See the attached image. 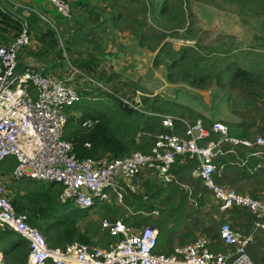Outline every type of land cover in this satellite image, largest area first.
Instances as JSON below:
<instances>
[{"label": "built area", "instance_id": "built-area-1", "mask_svg": "<svg viewBox=\"0 0 264 264\" xmlns=\"http://www.w3.org/2000/svg\"><path fill=\"white\" fill-rule=\"evenodd\" d=\"M46 1L62 18L77 19L76 0ZM25 8L56 32L63 50L59 26L43 12ZM13 15L20 20V33L8 45H0V229L12 230L28 242L26 264H255L248 249L258 233L264 234V198L228 187V167L217 161L238 156L236 148L248 149L250 154L234 165L243 167L250 158L264 161V136L239 138L223 122L211 121L207 125L202 119L190 121L174 114L156 113L146 108L143 97L147 96L137 90L132 99L121 100L140 113L159 118L170 133L155 135L147 152L135 151L123 158H79L73 143L65 139V132L69 110L84 94L80 88L45 72L39 64H26L19 71V53L31 47L35 33L26 17ZM71 68L82 75L72 64ZM85 77L91 85L106 89L100 81ZM93 124L87 121L83 127ZM143 135L152 137L149 133L140 134L138 142ZM187 158L197 160L193 177L211 194L221 213L239 208L252 215L249 233L242 234L225 222L216 238L202 236L164 254L157 251L160 230L155 226L132 231L122 219L105 218L100 228L114 239L107 247L76 242L53 248L43 233L28 223V216L16 211L5 188V180L11 177L36 180L60 185V202L81 209H92L98 201L116 200L123 204L128 192L136 193L133 181L143 173H154L165 184L178 183L173 167ZM10 159L14 165L10 167L11 177H7L2 175L1 165L7 166ZM154 214L158 215V211Z\"/></svg>", "mask_w": 264, "mask_h": 264}, {"label": "rangeland", "instance_id": "rangeland-1", "mask_svg": "<svg viewBox=\"0 0 264 264\" xmlns=\"http://www.w3.org/2000/svg\"><path fill=\"white\" fill-rule=\"evenodd\" d=\"M105 1L78 0L80 13L75 14L74 12V14L75 17L78 15L77 21L80 19L78 25L81 27V31L86 30L87 32L95 27L100 29L105 26L106 23L96 24V20L103 18L102 14L108 13L110 10L111 13L108 14L111 15L114 23L109 24L111 27H106L108 29L106 34L108 39L113 36V39L110 40L112 46L120 42L122 33L127 29L130 37L131 33L136 39L142 41V44L139 43L144 47V50L148 49L153 52L152 48L159 45L158 51L164 47L168 49V53H162L158 58V52L153 53L156 54L153 68L145 72L143 76L140 74L135 76V73L129 75L126 84L125 81L120 83L124 84L125 90L115 92L112 86H108L106 89L99 90L97 92L99 94H95V90L93 91L95 93H91L89 96L83 95L77 104L79 110H69L70 114L72 113L71 116L80 118L83 111L87 110L92 113L111 114L116 111L117 104L114 97H108V94L112 95L113 92V95L120 99L130 100L139 90L147 96L143 97V103L145 100L148 103L156 101L164 109L169 110L168 114L195 121L191 117L193 113L199 116L198 119L196 118L197 120L202 119L207 125L210 124V121H219L230 127L242 126L243 123H247L258 128L255 125L257 123L260 130L254 128L251 134L264 136L260 134L261 130H264V89L255 88L254 85L253 92H258L256 96L258 102L252 106L246 103L245 95L240 90H233L234 84L230 85L231 79L229 82L228 77H223L221 83L218 84V75L227 67V63L237 64L240 68L253 72L256 76H264V0H171V6L164 14L156 12L159 3L161 5L163 0ZM38 3L43 7L44 15L48 16L45 9L46 7L50 8V4L48 5L46 0H38ZM175 7H177L176 15L173 13ZM154 9L156 10L154 11ZM119 16L121 17L120 21H118ZM129 16L135 18L131 19ZM43 23L45 22L43 21ZM46 27L49 25L47 24ZM97 35L100 37V32ZM184 47L191 49V55L195 54L198 58L203 59L202 68L209 67L210 73L197 76L189 71L191 68L189 70L184 68V63L193 64L190 61L191 57L182 60L181 54H173ZM224 51H227L225 55ZM223 58L227 59L223 64L221 62L219 65L213 64L222 61ZM176 60L184 62L183 64L174 63ZM72 65L76 67L75 64L72 63ZM120 69L118 68L119 71ZM262 76L257 83L263 84L262 88H264ZM231 129L233 131V128ZM9 162H13V160L10 159ZM11 166L12 163L7 166L2 164V175L11 177V173H9ZM147 178H151L153 184L150 180L145 183ZM253 179L256 181L248 183L246 191L243 189L245 186L243 183L230 187L253 197L254 195L264 197L262 194L264 193V179L261 183L258 182L261 180L255 174ZM23 182L15 181L12 177L5 180L7 193L9 194L14 188L21 187L22 189ZM198 182L194 180L193 176H188L185 182L178 181V183L165 185L156 174L143 173L133 181L136 188L134 196L133 192H128L123 204L116 200L98 201L96 206L90 209L91 217L88 220L100 227V222L103 219L113 220V218L105 216L106 214L102 212L103 207L117 206L123 213L119 215V219L127 222L126 220L130 218L132 224H135L129 226L132 231L140 227L136 224H139L138 219L143 217L160 220L157 223H162L160 235L171 230L167 237L173 243L176 242L173 248L202 237L204 233L209 236V233L206 232L207 228L212 229L213 232L219 229L223 223H228V220L225 219L227 213H221L218 210L214 198ZM148 185H153L157 191H163L159 199L151 198V195L155 193L154 189L149 194L146 193ZM172 192L175 195H171L172 197L169 198V194ZM181 192L189 194L188 199L192 206L189 203V207H186L182 203ZM191 193L192 195H190ZM146 195L149 197L145 198ZM199 196L201 198L200 205L196 200ZM168 199L169 202L163 205L164 209H159L161 204ZM141 200L144 202L142 203ZM156 211H158V215L154 214ZM240 218L245 222H250L247 213L241 214ZM205 222H207V226L202 229L201 224Z\"/></svg>", "mask_w": 264, "mask_h": 264}, {"label": "trees", "instance_id": "trees-1", "mask_svg": "<svg viewBox=\"0 0 264 264\" xmlns=\"http://www.w3.org/2000/svg\"><path fill=\"white\" fill-rule=\"evenodd\" d=\"M171 0H163L159 7L154 9L158 14H164L169 8ZM240 1H254V0H240ZM177 7H175L174 15H176ZM37 17H28L30 26L32 27L31 20ZM38 18V17H37ZM35 18V19H37ZM40 21L41 19L38 18ZM6 28L14 32L13 37L7 38L5 35ZM21 30V23L14 15L6 9L0 8V40L5 41L8 45L13 39H15ZM142 44V41L139 40ZM60 46V41L57 37L56 32L49 27H47L45 37H44V53L49 55L55 51ZM159 45L154 46L152 51L158 50ZM191 49L182 48L178 52H173L174 55L181 54L182 60L186 57H191V62L193 64H183L184 61L176 60L174 63L183 64L184 68H187L190 72H193L197 76H201L203 73H208L209 67L202 68L203 59L198 58L195 54L191 55ZM225 52V51H224ZM227 52V51H226ZM223 53L224 55L226 54ZM162 53H168V49L162 48L157 54V58ZM227 60L225 58L222 61L214 62L213 64H223ZM182 61V62H181ZM204 64V63H203ZM25 68L24 63H19L18 69L22 72ZM210 73V72H209ZM253 72L240 68L237 64L227 63V67L221 71L218 75V84L221 83L223 77H228L230 85L234 84L233 90H240L246 98V103L248 105L255 106L258 102L256 100V93L253 92L254 85L255 88H262L261 83H257L262 75L256 76ZM264 78V76H262ZM262 79V78H261ZM264 82V80H263ZM96 90L95 94L99 90V87L94 86ZM85 95V94H84ZM108 97H114L116 101V111L107 113H92L83 111V115L80 118L70 116L66 132L65 139L70 141L74 145L75 153L79 158H123L135 151L147 152L153 143V138L159 133L168 132L161 125V120L159 118H152L139 111L127 106L120 98L116 95L108 94ZM262 98V97H261ZM132 99V97H131ZM145 106L148 110L154 111L159 114H168L169 110L163 108L158 102L148 103L145 100ZM71 110H79V107L74 106ZM186 113V112H185ZM183 115V114H182ZM192 118L197 120L199 116L191 114ZM197 118V119H196ZM87 121H92L94 124L91 127H83V124ZM78 122V124H76ZM211 122V121H210ZM258 128L252 127L247 123H243L242 126H233L232 133L239 138H250L255 137L251 134V131L256 128L260 130L259 125L255 124ZM262 127V126H261ZM159 132V133H158ZM149 133L152 137L143 135L142 139L138 142V136L140 134ZM158 133V134H156ZM262 135H264V130H261ZM90 145L88 147L87 145ZM238 156H227L220 158L217 163L223 164L228 167V180L226 185L228 187L241 184L244 180H249L252 175H249L247 169L252 168L262 162L257 158H250L249 162L240 167L234 165L241 161V159H246L250 154V151L245 148H236ZM179 162H186L184 168H188V173L192 174L193 170L197 167V160L185 159ZM263 163V162H262ZM188 164V166H187ZM231 164V165H230ZM233 164V165H232ZM259 177V174L256 175ZM19 181V180H15ZM24 181V187L14 188L8 196L11 198V202L18 213H23L28 216V223L39 229L45 236L48 245L53 248H64L67 245L73 243H81L89 246L107 247L113 238L109 237L108 234L102 232L101 228L90 222L88 219L91 217L90 209H81L74 206L72 203L63 204L59 200V195L61 193V187L55 183H45L36 180H20ZM248 188L243 187L244 191ZM153 188L148 187L147 194ZM155 191V190H154ZM159 191H155L154 195H151L152 199H156ZM161 192V191H160ZM245 194V192H243ZM134 196V194H133ZM147 196V195H146ZM149 196V195H148ZM147 196V197H148ZM254 198H261L260 195H254ZM137 202V201H136ZM143 203L144 201L141 200ZM151 209L152 206H150ZM246 210H241L235 208L229 212V214H236L237 217H241V214L247 213L249 215L248 222L252 225V215ZM102 212L106 214L105 216L113 218V220L119 219V215H122L121 208L117 206H104ZM88 220V221H87ZM112 220V221H113ZM124 221V220H123ZM127 226H134L130 221V218L126 220ZM160 220H153L150 217H143L138 219L136 224L138 227L150 226L158 223ZM82 223V224H81ZM160 228L162 223L159 224ZM129 227V228H130ZM136 227V226H135ZM209 236L212 238L217 237V230L212 232V229H206ZM171 233V230L165 231L162 236L160 235L159 243L160 247L157 250L159 253L170 254L172 252L171 245L173 241L167 237ZM169 246V247H168ZM0 252L3 253V264H26L29 255V245L28 242L23 239L19 234L12 230H1L0 229ZM0 253V255H1ZM248 253L255 264H264V234L258 233L254 239V243L249 247Z\"/></svg>", "mask_w": 264, "mask_h": 264}, {"label": "crops", "instance_id": "crops-1", "mask_svg": "<svg viewBox=\"0 0 264 264\" xmlns=\"http://www.w3.org/2000/svg\"><path fill=\"white\" fill-rule=\"evenodd\" d=\"M105 2H107V0ZM47 4L49 5L50 3L47 2ZM26 6L31 7L32 10L34 9L37 12H43V7L40 3H38V0H0V8L6 9L17 16L26 17V19L28 20V17L33 16V14L37 15L36 13H32L31 11L26 10ZM49 6L52 9L46 7L45 11L47 12L50 19L62 30L64 49L62 50L58 47L49 55L44 53L43 45L45 33L47 30V24L43 23L42 20L39 21V16L37 15L38 18L35 17L37 19L33 18L31 20V28L35 33V36L32 40V45L30 48L22 50L19 53V63H24L25 65L31 63L39 64L44 67L45 72L52 74L56 79L63 81L67 85L80 88L83 94L88 96L89 94L91 95V93H93L95 89L94 85L91 86V84L87 82L85 76L92 77L97 81H100L101 83L105 84L106 87L112 86L115 92H120V90H125L124 84L121 85L120 83L125 81L126 84L127 78L130 77L129 75L135 73V76L138 74L143 76L145 72L153 68V63L156 60V54L154 55L153 53H159V51L156 50L151 52L148 49L144 50V47L140 45L139 40L136 39L134 35L130 33L132 38L129 36L127 29H125L124 33H122L120 42L118 44L114 46L110 44V40L113 39V36L108 39V35L106 34L108 33V29L106 27L110 26L109 24L114 23L111 15H109L111 13L110 10L108 11L109 14L107 12L103 13V18H98V20H96V24L106 23L105 26L101 27L100 29H96L97 27H95L93 30L86 32V30L81 31V27L78 25L80 19L78 21V18L70 21L66 20L59 16L58 13H56L54 7L51 4ZM79 6L80 5L78 3V0H76L74 5L75 14L80 13V9L78 8ZM129 17L131 19L135 18L133 16ZM120 20L121 17L119 16L118 21ZM111 30H113V28H111ZM6 32L7 33L5 35H7V38L13 37L14 32L9 30V28H6ZM98 32H100V37H98L97 35ZM3 44H6V42L0 40V45ZM72 63L75 64L76 68H78L82 75L74 73L71 68ZM118 68H121L120 71L118 70ZM128 96L131 97L130 95ZM262 162H258L256 166L247 169L249 175H252V177L254 176V174L255 176L259 174L258 178L261 181L258 182L260 183L264 179V161ZM185 164L186 162H177L173 167V172L176 176V179L181 182H185L188 176H193V172L190 175V173H188V168H184ZM148 180H150L151 184H153L151 178L145 179V183ZM251 181H256V179L251 178L248 181L244 180L241 183H243L245 187H247L248 183H250ZM198 183L201 184V182ZM149 186L150 188H153L155 190L153 185H148V187ZM158 191V197L156 198V200L160 198V194L163 192L162 190ZM171 195L173 196L175 195V193L172 192L171 194H169V198L172 197ZM188 195L189 194L183 192H181L180 195V199H182V203L186 207H189L190 203ZM196 200L200 205V196L196 198ZM168 202L169 199L164 201L159 209H164L163 205H166ZM225 219L228 220V223H231L232 227L236 231L242 234H247L251 230V225H248V222H245L242 218L237 217L236 214L227 213ZM205 223H200L202 229L206 228L207 222ZM153 226L161 230L159 224L156 223ZM218 230L219 229H217V232ZM203 235L205 237H210L208 235H205V233ZM175 243L176 242L171 245L172 249ZM159 247L160 244H158V249ZM2 254L3 253H1V255Z\"/></svg>", "mask_w": 264, "mask_h": 264}, {"label": "clouds", "instance_id": "clouds-1", "mask_svg": "<svg viewBox=\"0 0 264 264\" xmlns=\"http://www.w3.org/2000/svg\"><path fill=\"white\" fill-rule=\"evenodd\" d=\"M8 163H12V162H8ZM14 165V162L12 163V166ZM60 186V185H59ZM61 187V186H60ZM4 256L2 255V257H1V259H0V262H1V260H2V258H3ZM2 264H3V262H1ZM0 263V264H1Z\"/></svg>", "mask_w": 264, "mask_h": 264}, {"label": "water", "instance_id": "water-1", "mask_svg": "<svg viewBox=\"0 0 264 264\" xmlns=\"http://www.w3.org/2000/svg\"><path fill=\"white\" fill-rule=\"evenodd\" d=\"M3 255V254H2ZM1 262H3V258H2V260H1ZM2 264V263H1Z\"/></svg>", "mask_w": 264, "mask_h": 264}, {"label": "bare ground", "instance_id": "bare-ground-1", "mask_svg": "<svg viewBox=\"0 0 264 264\" xmlns=\"http://www.w3.org/2000/svg\"><path fill=\"white\" fill-rule=\"evenodd\" d=\"M2 255H0V259H1Z\"/></svg>", "mask_w": 264, "mask_h": 264}]
</instances>
